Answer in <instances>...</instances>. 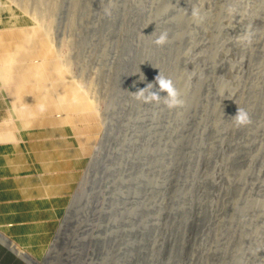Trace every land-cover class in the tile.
Listing matches in <instances>:
<instances>
[{
    "label": "rangeland",
    "instance_id": "obj_1",
    "mask_svg": "<svg viewBox=\"0 0 264 264\" xmlns=\"http://www.w3.org/2000/svg\"><path fill=\"white\" fill-rule=\"evenodd\" d=\"M115 2L109 17L107 0H0V95L9 106L0 129L13 132L18 112L61 111L75 133L95 122L100 140L109 133L102 166L87 167L78 189L73 238L108 242L111 252L81 264L134 263L140 248L138 264H264V0H200L202 26L185 11L195 0ZM164 31L169 42L157 46ZM159 71L174 81L182 109L131 94ZM238 106L250 125H234ZM67 257L63 264H77Z\"/></svg>",
    "mask_w": 264,
    "mask_h": 264
},
{
    "label": "crops",
    "instance_id": "obj_2",
    "mask_svg": "<svg viewBox=\"0 0 264 264\" xmlns=\"http://www.w3.org/2000/svg\"><path fill=\"white\" fill-rule=\"evenodd\" d=\"M16 87L10 88L15 91ZM12 94L8 101L19 111L12 103ZM7 107L1 91L2 122L9 121L4 117ZM61 113L23 117L26 114L18 112L20 116L11 118L17 125L13 132L0 129V233L33 259L47 255L102 131L95 122L88 134L75 133L63 123ZM34 119L46 123L38 128L21 127V121ZM11 134L14 140L8 139ZM0 264L26 263L0 242Z\"/></svg>",
    "mask_w": 264,
    "mask_h": 264
},
{
    "label": "clouds",
    "instance_id": "obj_3",
    "mask_svg": "<svg viewBox=\"0 0 264 264\" xmlns=\"http://www.w3.org/2000/svg\"><path fill=\"white\" fill-rule=\"evenodd\" d=\"M116 6L115 0H107L106 6L103 8L105 16H111L112 11ZM186 14L189 15L191 22L197 26H202L207 20V12L203 5L200 3V0H195L193 6L189 10H185ZM236 9L232 6L226 8L228 15H233L236 13ZM156 33V32H155ZM153 33V35L155 34ZM251 33H248L244 39L251 43ZM169 42V34L167 31L161 32L160 35L156 38L154 43L157 46H165ZM144 79V77H143ZM141 78V80H143ZM158 85V91L155 90V87ZM161 93H166V96H161ZM133 97L144 104H159L163 102L165 107L169 110L182 109L185 106V101L181 96L180 91L175 86L174 81L166 77L163 73L159 71V75L155 77L154 83H148L147 86L143 89H139L135 93H131ZM39 111L44 112L45 106L43 104L39 105ZM234 125L237 128L246 127L252 123L250 114L247 110L238 106L237 113L231 117Z\"/></svg>",
    "mask_w": 264,
    "mask_h": 264
},
{
    "label": "water",
    "instance_id": "obj_4",
    "mask_svg": "<svg viewBox=\"0 0 264 264\" xmlns=\"http://www.w3.org/2000/svg\"><path fill=\"white\" fill-rule=\"evenodd\" d=\"M109 141H110L109 133L105 132L103 134L101 140L99 141L98 147H97V149H96V151L92 157L90 164L88 165V172L95 173L100 169V167L103 164V157H101L100 151L103 150L107 146V144H109ZM99 153H100V157H99ZM92 182L94 183L95 181H92ZM78 191L74 195L72 202H71V205H70L69 209L67 210V213H66V215H65V217L61 223L60 231L62 232V234L59 232L58 235H56V237H55L56 239H54L49 251L47 252V255L44 257V259L42 261V264H52V263L63 264L61 262V260H62L61 255L52 254L54 249L58 250L59 252H63V251H66L68 248H70V246H73V247H76V249H78V252L90 250L88 252V254L92 253L96 259H100L104 254H106V251L105 250L103 251V249H102L103 247H105L103 245L105 244L106 247L110 246L109 245L110 243L108 244V242L100 243V242H95V241H91V240L90 241L85 240V239L79 238V237L77 240L73 238V237H75L73 231H75L76 218L79 215L77 210L80 209V204H81V198H79V195H78L79 192ZM173 216H175V214H173ZM174 237H176V236L174 235ZM171 250H173V253L174 252H180L179 248H178V246H176V244L171 245ZM133 253H135L134 259L136 262H134V263L130 262V264H138V262L142 263L145 261V257L142 256V254L144 252L142 251L141 248L140 249H134ZM77 263L81 264L79 262H77ZM64 264H67V263H64ZM109 264H111V263H109Z\"/></svg>",
    "mask_w": 264,
    "mask_h": 264
},
{
    "label": "bare ground",
    "instance_id": "obj_5",
    "mask_svg": "<svg viewBox=\"0 0 264 264\" xmlns=\"http://www.w3.org/2000/svg\"><path fill=\"white\" fill-rule=\"evenodd\" d=\"M29 5V4H28ZM32 7V6H31ZM30 13V12H29ZM33 13V12H32ZM32 16V15H31ZM38 16V15H37ZM33 18H35V17H33ZM38 21H40V22H42V23H47L46 21V19L45 20H43L42 21V18H36ZM45 21V22H44ZM41 23V24H42ZM43 25V24H42ZM46 29H47V31L49 32L48 34V36H51L50 38H52V35L53 34H51V30L52 29H50L51 28V26H50V24H45V25H43ZM53 33V32H52ZM54 36V35H53ZM53 39V38H52ZM53 43H54V39H53ZM62 57V56H61ZM63 58V57H62ZM64 63H67V62H65V60H64ZM125 65H129L130 67H131V64H125ZM65 66L66 67H68L69 68V65L68 64H65ZM132 69V68H131ZM130 69V70H131ZM72 72V71H71ZM123 73H124V71H123ZM127 80H128V74H127ZM130 77L132 78V76L129 74V80H130ZM133 79V78H132ZM125 79H124V83H125ZM78 82V81H77ZM127 83V82H126ZM130 82L127 84L128 86H130ZM86 90V89H85ZM87 91V90H86ZM87 93H88V91H87ZM88 94H90V93H88ZM91 96V95H90ZM91 98H92V100H93V102H94V104L98 107V105H97V103H96V97H93V96H91ZM97 109H99V108H97ZM260 128V127H259ZM110 129V128H109ZM112 130V129H111ZM110 135H111V132H110ZM110 143V142H109ZM109 146V145H108ZM108 148V147H107ZM104 155V154H103ZM99 157H100V153H99ZM258 161V160H257ZM262 162V161H261ZM261 165V164H260ZM262 166V165H261ZM103 168V167H102ZM261 170H263V166L261 167ZM79 195V194H78ZM78 211V214H80L81 213V209H79V210H77ZM60 233L62 234V232L60 231ZM74 236H75V233H74ZM90 241V240H89ZM0 242L4 245V246H6V247H8V249L10 250V251H13L20 259H22V261L24 262V263H26V264H42V262H39V261H37V260H35V259H33L31 256H29L24 250H20L17 246H16V244H14L13 242L11 243L10 241H8V239H6V237H4V235L3 234H1L0 233ZM105 243V242H104ZM103 246H105V244L103 245ZM109 248V246L108 247H103L102 249H103V251L105 250V251H107V249ZM72 248H69V249H67L66 251H63V252H59L58 250H56V249H54V251L52 252V254H57V255H62L64 252H65V255H67L68 257L65 259L66 260V262L68 261V262H70V261H72V258H73V256L75 257L76 256V258L74 259V263L75 262H79V263H85V261H87V259H88V256H87V254H88V252L90 251L89 249V251H83V252H78V249H76L75 251H76V253H75V251L72 253L73 255L72 256H70L69 255V253H70V250H71ZM92 250V249H91ZM109 250V249H108ZM109 252H111L110 250H109ZM76 254V255H75ZM108 258H109V255H108ZM110 261V260H109ZM102 262V261H101ZM52 264H54V263H52ZM78 264V263H77Z\"/></svg>",
    "mask_w": 264,
    "mask_h": 264
}]
</instances>
